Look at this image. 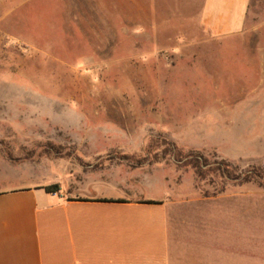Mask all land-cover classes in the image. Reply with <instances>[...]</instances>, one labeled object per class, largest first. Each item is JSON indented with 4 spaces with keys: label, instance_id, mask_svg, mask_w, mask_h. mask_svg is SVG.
<instances>
[{
    "label": "rangeland",
    "instance_id": "374dc122",
    "mask_svg": "<svg viewBox=\"0 0 264 264\" xmlns=\"http://www.w3.org/2000/svg\"><path fill=\"white\" fill-rule=\"evenodd\" d=\"M203 3L0 0V165L45 146L78 174L105 177L93 191H119L108 185L118 174L137 189L130 195L163 197L166 183L177 195L264 192V123L227 127L213 117L264 93L248 95L246 60L236 59L264 49V0H252L245 30L225 38L203 30ZM255 68L251 83L264 72ZM221 142L236 153L220 154ZM194 154L201 176L189 163Z\"/></svg>",
    "mask_w": 264,
    "mask_h": 264
},
{
    "label": "crops",
    "instance_id": "0c3cea01",
    "mask_svg": "<svg viewBox=\"0 0 264 264\" xmlns=\"http://www.w3.org/2000/svg\"><path fill=\"white\" fill-rule=\"evenodd\" d=\"M251 2L204 0L203 30L211 38L243 32ZM260 29L258 42L264 46V21ZM260 52L236 56L246 60L242 77L248 95L264 91L259 84L264 72L257 82L251 83L250 75L255 63L264 66V49ZM243 106L242 111H215L214 122L227 127L264 123V116H256L257 109H264V93ZM217 145L222 155L236 153L234 147ZM47 149L0 165V264H264V192L243 188L177 195L164 177L158 184L166 183L169 193L163 197L130 195L137 189L118 174L110 175L108 185L119 191L98 192L93 190L105 177L78 174L67 156ZM53 184L57 191L45 189ZM65 188L75 193L67 197ZM221 217L228 223L222 229Z\"/></svg>",
    "mask_w": 264,
    "mask_h": 264
},
{
    "label": "trees",
    "instance_id": "16d2710c",
    "mask_svg": "<svg viewBox=\"0 0 264 264\" xmlns=\"http://www.w3.org/2000/svg\"><path fill=\"white\" fill-rule=\"evenodd\" d=\"M190 159L191 160L189 161V163L191 164L192 169L194 170V173L197 176H201L202 175V171H203L202 167L204 165V161H202V156L194 154V155H191ZM218 170H221L220 166L218 167ZM245 179L248 180L250 178L246 176ZM45 189L47 191H50V192L51 191H57L58 190V185L57 184L49 185V186H46Z\"/></svg>",
    "mask_w": 264,
    "mask_h": 264
}]
</instances>
